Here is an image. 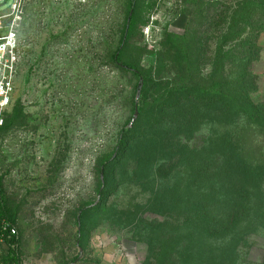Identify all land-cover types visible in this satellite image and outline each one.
<instances>
[{"label":"rangeland","instance_id":"374dc122","mask_svg":"<svg viewBox=\"0 0 264 264\" xmlns=\"http://www.w3.org/2000/svg\"><path fill=\"white\" fill-rule=\"evenodd\" d=\"M129 8L27 5L16 94L0 128V184L20 264H264V222L204 236L198 185L224 160L213 155L196 177L203 149L223 136L227 153L246 147L227 175L251 187L256 175L263 192L264 138H246L225 110L194 102H181L187 118L172 117L168 96L176 85L209 88L218 66L235 77L245 54L250 98L264 106V0H135L126 31ZM121 65L139 69L145 86ZM206 205L220 223L235 209ZM0 251L7 256L8 245Z\"/></svg>","mask_w":264,"mask_h":264},{"label":"trees","instance_id":"16d2710c","mask_svg":"<svg viewBox=\"0 0 264 264\" xmlns=\"http://www.w3.org/2000/svg\"><path fill=\"white\" fill-rule=\"evenodd\" d=\"M134 1L135 0H130V8L125 27L126 31L129 29L133 19ZM121 52L122 48L119 46L114 54V60L116 62H119ZM249 59L250 55L246 56L242 54L237 63L235 77L232 76L229 79L225 78L222 66L216 67L215 75L218 74V77L212 81V85L209 88H191L185 85H176L172 87L168 92L170 106L173 105L171 108L173 110L172 117L176 116L185 119L189 116V112H185L183 110L184 107L181 106V102L183 101L194 102L190 103L194 108H196L195 106L198 104V110H200V108H210L215 111L223 109L225 110L223 117L228 115L232 116V118L235 117L237 127L239 122L243 123L242 130L247 133L245 135L246 138L251 136L255 142H258L259 138L263 139L264 106L255 103L253 99L250 98V87L253 80L250 75L251 72L248 73ZM121 66L137 77L138 90L145 86L143 74L139 69L127 65ZM239 144L240 143H237L238 146ZM242 144L239 147L236 146V148L231 146V152L227 153V151H225V149L228 148L225 144V137L219 136L218 140V135H215L208 149H203L202 151V159L200 160L199 166L196 167V177L198 175L201 180L212 165L209 158L217 154L224 160V163H219L216 168L217 171L212 174L214 179L210 181L211 183L209 182L210 184L201 182L198 185V190H201V197L199 199L200 204L198 207H200L199 214L204 220L202 230L205 237L220 239L230 234V230L234 232V229L236 231L243 225L254 226L258 229L264 222V191L262 192L261 190L262 184L260 183L261 180L259 181L260 178L256 175L249 177V182H254L256 185L251 187L250 184H247L248 182L235 183L233 177L226 173L232 168H237V164H239V162H235L237 156L244 154L246 149L245 145L242 146ZM213 201L217 203H235L234 213L230 221L220 223L218 218L212 219L208 216L206 204L207 202ZM3 223L9 224L11 227L14 226L10 219H8L5 205L3 204L2 186L0 184V230ZM5 242V244L8 245V253L7 256L3 257L5 258L4 262L7 264H20L17 252V236H11V238H7L6 236Z\"/></svg>","mask_w":264,"mask_h":264},{"label":"built area","instance_id":"2783aa9c","mask_svg":"<svg viewBox=\"0 0 264 264\" xmlns=\"http://www.w3.org/2000/svg\"><path fill=\"white\" fill-rule=\"evenodd\" d=\"M76 3H85L87 0H71ZM30 0H0V128L10 112L16 94L19 56L22 41L19 31L23 26L26 8ZM16 229L3 223L0 230V244L5 238L16 236ZM0 264L3 262L0 251Z\"/></svg>","mask_w":264,"mask_h":264},{"label":"water","instance_id":"95a60500","mask_svg":"<svg viewBox=\"0 0 264 264\" xmlns=\"http://www.w3.org/2000/svg\"><path fill=\"white\" fill-rule=\"evenodd\" d=\"M137 98H139V94H138V97ZM138 115H139V113H138V110L136 109V111H135V113H134V119L136 118V117H138ZM134 119H133V121H134ZM130 126H131V124H130ZM102 178H103V176H102Z\"/></svg>","mask_w":264,"mask_h":264}]
</instances>
